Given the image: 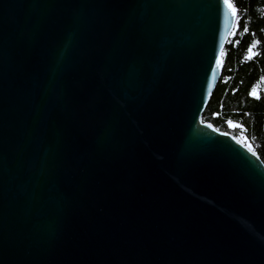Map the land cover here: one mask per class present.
Segmentation results:
<instances>
[{
	"label": "water",
	"instance_id": "1",
	"mask_svg": "<svg viewBox=\"0 0 264 264\" xmlns=\"http://www.w3.org/2000/svg\"><path fill=\"white\" fill-rule=\"evenodd\" d=\"M237 15L0 0V264H264V161L202 117Z\"/></svg>",
	"mask_w": 264,
	"mask_h": 264
},
{
	"label": "trees",
	"instance_id": "2",
	"mask_svg": "<svg viewBox=\"0 0 264 264\" xmlns=\"http://www.w3.org/2000/svg\"><path fill=\"white\" fill-rule=\"evenodd\" d=\"M232 1L238 11L236 24L202 117L220 130L246 137L264 161V0ZM229 120L241 127L230 126Z\"/></svg>",
	"mask_w": 264,
	"mask_h": 264
},
{
	"label": "snow or ice",
	"instance_id": "3",
	"mask_svg": "<svg viewBox=\"0 0 264 264\" xmlns=\"http://www.w3.org/2000/svg\"><path fill=\"white\" fill-rule=\"evenodd\" d=\"M224 8L226 9L227 13L230 14L233 17H236L237 14V9L235 7V5L231 2V0H222ZM245 32H247V28H245ZM249 51H251V48H249ZM217 66L220 65L221 61L220 58L217 57L216 60ZM230 126L232 127H241V125L238 124H234L233 121L229 120L227 122ZM233 139H235V137H233ZM243 139H247L246 137H244ZM251 147L249 146V151H251ZM255 155V153H253Z\"/></svg>",
	"mask_w": 264,
	"mask_h": 264
},
{
	"label": "rangeland",
	"instance_id": "4",
	"mask_svg": "<svg viewBox=\"0 0 264 264\" xmlns=\"http://www.w3.org/2000/svg\"><path fill=\"white\" fill-rule=\"evenodd\" d=\"M234 124H236L235 122H233ZM243 132V131H242ZM237 138H239L242 142H244L246 145H248V146H250V147H252L250 144H248V142L245 140V139H243L244 138V136L243 135H239V136H236ZM253 148V147H252ZM254 149V148H253Z\"/></svg>",
	"mask_w": 264,
	"mask_h": 264
}]
</instances>
